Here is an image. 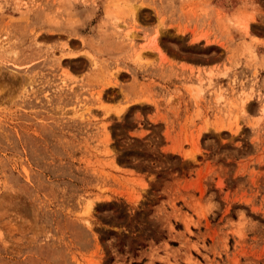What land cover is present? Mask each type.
<instances>
[{"label": "rangeland", "instance_id": "1", "mask_svg": "<svg viewBox=\"0 0 264 264\" xmlns=\"http://www.w3.org/2000/svg\"><path fill=\"white\" fill-rule=\"evenodd\" d=\"M0 264H264V0H0Z\"/></svg>", "mask_w": 264, "mask_h": 264}]
</instances>
